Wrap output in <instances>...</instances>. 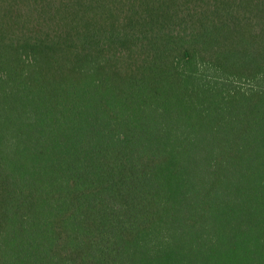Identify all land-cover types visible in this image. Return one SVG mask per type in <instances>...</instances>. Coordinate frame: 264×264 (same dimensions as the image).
<instances>
[{
  "label": "trees",
  "instance_id": "trees-1",
  "mask_svg": "<svg viewBox=\"0 0 264 264\" xmlns=\"http://www.w3.org/2000/svg\"><path fill=\"white\" fill-rule=\"evenodd\" d=\"M0 264H264V0H0Z\"/></svg>",
  "mask_w": 264,
  "mask_h": 264
}]
</instances>
